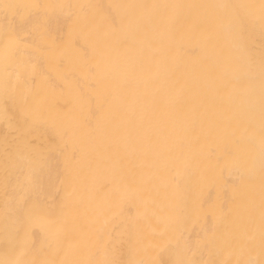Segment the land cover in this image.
<instances>
[{
	"label": "bare ground",
	"instance_id": "1",
	"mask_svg": "<svg viewBox=\"0 0 264 264\" xmlns=\"http://www.w3.org/2000/svg\"><path fill=\"white\" fill-rule=\"evenodd\" d=\"M0 264H264V0H0Z\"/></svg>",
	"mask_w": 264,
	"mask_h": 264
}]
</instances>
